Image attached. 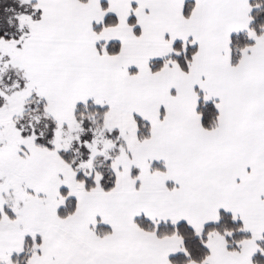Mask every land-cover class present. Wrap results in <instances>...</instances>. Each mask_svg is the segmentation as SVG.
<instances>
[{"label": "snow or ice", "instance_id": "1", "mask_svg": "<svg viewBox=\"0 0 264 264\" xmlns=\"http://www.w3.org/2000/svg\"><path fill=\"white\" fill-rule=\"evenodd\" d=\"M0 264H264V0H0Z\"/></svg>", "mask_w": 264, "mask_h": 264}]
</instances>
